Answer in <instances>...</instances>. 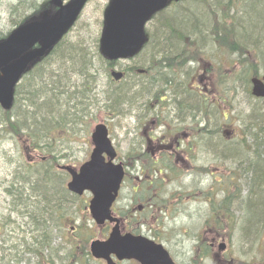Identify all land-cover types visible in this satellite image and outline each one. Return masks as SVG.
<instances>
[{
	"label": "rangeland",
	"instance_id": "rangeland-1",
	"mask_svg": "<svg viewBox=\"0 0 264 264\" xmlns=\"http://www.w3.org/2000/svg\"><path fill=\"white\" fill-rule=\"evenodd\" d=\"M45 1L24 0L23 2L27 5L29 2L42 4ZM63 1L68 2L69 0ZM109 1L90 0L73 29L66 35L67 39L72 42L80 41L79 44H82L84 49L94 53V41L100 37L103 16ZM255 2L253 6L261 15H264V0H255ZM18 3L19 0H0V32L7 33L12 28L14 18H19L20 12L18 16L10 12L13 6L22 10V14L29 13V10L23 11ZM225 3V0H183L167 8L160 17L153 19L147 26V31L152 37L160 36L161 33H165L161 24L162 18L177 21L185 12L190 15L201 11L208 12L206 15L209 17L208 26L204 27L206 33L202 35L200 32L196 36L190 34L177 44L178 52L181 53L173 56L174 66L171 70L169 69L168 73L173 77V83L176 84L174 93H176L177 102L181 100L179 99L181 97L184 101L186 99L195 103V109L193 108L195 116H193V111L186 110L185 104L176 110L173 107L175 110L173 113L169 103H164L169 109L161 107L162 113L159 114L157 110L151 109L156 105L154 100L152 102L147 100L144 107L141 106L135 111L131 110V112L124 113L125 115L118 116L94 106L93 111L90 110L91 107L88 108L89 115L86 119L78 122L71 129L68 127L67 130L56 132L54 138L61 140L58 143L59 147L53 145L52 151H36L32 148L27 136L15 137L5 126H0V235L5 232L11 221H17L16 214H11L8 209L11 201L6 196L5 189L11 187L12 184L17 186V181L21 182L22 178L32 179L37 176V172L40 171L42 165L47 163L51 154H55L54 156L58 158L62 157L59 163L52 165L55 171L61 165L78 170L89 159L92 130L95 125L104 123L108 127L109 137L117 150V162L122 164L127 158L125 155L129 145L136 144L133 140L136 137L135 133L141 132V127H138L137 123L144 124L146 121L154 123L153 121L157 120L153 119L160 117L162 120L166 119L164 123L172 128L175 125L177 128L187 124L192 125L194 134L192 140L187 143L192 142L194 157L191 159H195L192 165L197 166L196 182L192 181V175L187 176L184 171L181 173L178 170L176 175L172 174L168 171L163 159L159 165L155 166V170H161L162 174L160 176L156 173L157 176L153 180L155 178L156 180L164 179L169 185L157 190L152 189L151 186L150 189L145 190L147 197L152 196L146 213L130 214L129 212L128 215H119L123 209L127 212L134 211L141 204L138 203L136 206L134 203H128L131 197L129 190L131 187H128L120 192L114 204L116 210L115 214L113 213L114 216H140L150 228L147 231L150 236L161 243L178 264H264V223L258 225L257 233L251 234L249 239L245 237L246 233L241 227L242 224H249L250 220L245 222L246 215L255 213V209L252 206L248 207L243 200L246 197L250 179L246 161L254 160L252 159L254 152L249 139L248 116L252 109L264 108V102L258 101L251 95L250 79L255 76L253 68L257 76L264 75V57L255 45L250 46L253 50L247 49L250 53L241 54L237 50H229L228 47L219 45L213 33H209L207 28L210 26L214 28L222 21L238 30L242 24L244 25V19L248 18L247 14L245 15L248 10L246 11L245 8H250L249 12L253 9L252 2L237 4V7L233 5L225 7ZM29 5L31 3L27 6ZM152 41V44H156V49L161 47V41L156 39ZM183 51L186 53H182ZM136 62L139 64L141 61ZM125 65L126 63L116 62L112 70L121 71ZM96 66L97 68L102 66L100 73L95 75L96 88L106 90L109 83L106 71L108 69L102 63L97 62ZM165 72L164 69L162 73ZM90 81L92 85L88 86L92 87L93 77ZM157 87L158 85L156 89ZM166 89L168 88L160 87L158 93ZM152 92L154 95L156 90ZM93 93L99 99L97 106H103L102 96L97 94V91ZM167 94L173 95L169 89ZM19 97L20 95L17 96ZM175 102L176 107L178 104ZM15 108L12 109L14 116L16 115ZM23 114L25 113H21L22 116ZM190 115L192 118H188ZM144 116L148 120H142ZM256 129L255 124L252 132L255 133ZM152 132L156 136L159 135L155 123ZM226 132L228 135H224ZM203 133L206 135L202 136ZM213 150L220 152H213ZM202 165L208 172L203 176V185L199 183L202 179L199 167ZM68 181L69 178L65 183ZM154 190H156V198H154ZM160 195L167 201L165 208L159 204ZM227 197L231 198L230 204L224 203ZM80 198L81 200L77 201L76 205H71L73 209L69 210L68 214L71 220L65 221L64 224L66 230L59 234L55 230L58 228L57 225L51 230L52 233H56V246L65 247L64 241L61 242L59 239L60 235L72 241L70 238L77 239L78 233L89 244L99 238L100 230L93 223L88 211L90 195L85 193ZM225 207L228 209L224 210ZM2 226L5 227L2 228ZM214 240L216 243L212 246ZM221 246H224V250L220 249ZM2 248L5 250L8 246ZM76 255L78 256L76 264H98L94 261L90 263L84 259L81 260L80 253ZM24 257L31 258L30 255ZM64 257L65 254H63ZM35 262L36 259L33 258L30 262L5 261L4 264H34Z\"/></svg>",
	"mask_w": 264,
	"mask_h": 264
},
{
	"label": "trees",
	"instance_id": "trees-1",
	"mask_svg": "<svg viewBox=\"0 0 264 264\" xmlns=\"http://www.w3.org/2000/svg\"><path fill=\"white\" fill-rule=\"evenodd\" d=\"M23 1L19 0V7L23 11L29 10V13L22 14V10L13 6L10 11L12 15L17 14L18 16L20 12V16L17 19L14 18L11 24L12 28L7 33L0 32V41L7 38L18 26L37 19L43 12L49 13L52 8L50 0H46L42 4L29 2L31 3L29 6H27L28 2L25 5ZM182 1L176 0L174 5ZM225 2V7L229 5L237 7V4L242 5L243 3L249 4L252 2L253 9L250 11L252 13L249 12L250 8L244 7L246 11L248 10L245 13L248 18H243L245 23L238 30L222 21L214 28L212 26L207 28L209 33H213L219 45L228 47L229 50H237L241 54H244V52L250 53L247 49L253 50L250 46L255 45L264 57V15H261L253 6L256 3L255 0H225ZM167 8L157 13L153 19L160 17ZM55 10L57 11L56 8ZM220 12L222 11L220 10ZM185 13L177 21L162 18L161 24L165 33H161L160 36L154 35L152 37L147 29L145 30L147 40L141 53L134 59L133 64L124 67L122 71L125 75L117 82L113 81L109 75L114 63L106 60L100 54L99 38L94 41V53H92L84 49L82 44H79L80 41L72 42L66 36L63 37L42 58H39L28 67L21 82L15 88L11 109L4 110L0 107V126H5L9 133L15 137L27 136L29 143L36 151H52L54 149L53 145L58 146L61 140L54 138L56 132L64 131L63 129L67 130L68 127V129H71L78 122L86 119V116L89 115L87 110L90 107L91 111L95 106L104 109L111 115H125L124 113H128V111L131 112V110L135 111L141 106L144 107L147 100L150 102L154 100L155 104H158L160 94L166 93L170 98L169 102L172 104V112L178 107H182V104H185L186 110L193 111L195 103L186 99L184 101L181 97H179L181 100L177 102L174 91H170L173 93L172 96L167 94L168 89L158 93L156 76L153 77V80H150L149 78L140 79L139 75L135 74L136 70L142 69L148 74L168 75L169 69L171 70L174 66L172 64L173 56L181 53L178 52L177 44L190 34L196 36L200 32L202 35L206 33L204 27L208 26L209 17H206L208 12L201 11L192 15ZM153 39L161 41L160 48H155L156 44H152ZM182 53L186 52L183 51ZM140 57H143V59H140ZM135 60L141 61L140 65ZM97 62L102 63L108 69L106 71L109 83L106 90L96 88L95 75L99 74L102 68V66L97 68ZM164 69L166 72L162 73ZM253 72L257 76L254 68ZM92 77L93 86L90 87L88 85H92L90 81ZM21 88L23 89L19 91ZM153 90H156L154 95L152 94ZM93 91H97V94L102 96V99H104L103 106H97L99 99ZM18 95H20L19 98H17ZM258 101L264 102L262 99H258ZM26 102L31 103L27 105ZM174 102L178 106L175 107ZM13 107H16L15 116L12 114ZM26 107L28 108L26 109ZM148 107L151 108L149 102ZM173 107L175 110H173ZM24 109L25 112H23ZM21 113H25L24 116ZM193 116H195L194 111ZM248 118L249 139L251 149L254 152L253 157H251L254 160L246 161L250 179L243 203L246 202L250 208L252 206L255 213L246 215L245 222L250 220L249 224H242L241 227L246 233L245 237L249 239L251 234L257 233L258 225L264 223V108L260 110L252 109ZM255 124L257 129L253 133ZM213 152L220 151L213 150ZM54 155L51 154L48 157L47 163L41 166L37 176L32 179L22 178V183L17 181L18 185L12 184L8 191L11 200L8 209L11 214H16L17 221H11L8 228L5 229V233L0 235V264H4L5 261L30 262L33 258L36 259L34 264H67L77 261L78 256L76 254L78 253L83 259H89V242L83 240L78 233L77 239L75 237L70 238L72 241H68L66 236L60 235L62 241H64V248L55 244L56 233H52L51 230L56 225L58 228L55 230L59 234L66 230L64 224L65 221L71 220L68 216L69 210L73 209L71 205H76V202H79L81 198L66 189L64 183L69 178L68 174L60 170H56V172L52 168V165L59 163L60 158H62ZM155 166L152 163L150 169H155ZM152 175H154L153 170ZM163 183V188L169 185L168 182ZM143 196L144 193L139 197ZM230 202V197L224 200L225 204H230ZM159 204L163 208L167 205V201L161 195ZM228 207H225L224 210H227ZM5 226H2V228ZM76 231L78 232V230ZM3 246H8V248L4 250ZM206 250H208V247H206ZM63 254H65L64 258ZM25 255H30L31 258H25Z\"/></svg>",
	"mask_w": 264,
	"mask_h": 264
},
{
	"label": "water",
	"instance_id": "water-1",
	"mask_svg": "<svg viewBox=\"0 0 264 264\" xmlns=\"http://www.w3.org/2000/svg\"><path fill=\"white\" fill-rule=\"evenodd\" d=\"M88 1L70 0L63 4L61 0H53L58 8L55 16L48 17L44 13L41 19L19 26L5 40L0 41V106L4 110L12 107L14 89L28 67L62 39ZM171 1L111 0L104 15L100 54L110 61L133 57L146 41L145 24ZM112 77L119 80L122 74L113 72ZM251 84L252 95L264 98V76L253 77ZM91 140L93 152L88 161L78 170L69 166H62L61 169L70 175L67 183L70 192L78 196L84 192L93 193L88 208L96 224L101 225L106 220L116 222L107 241L91 243L90 252L93 257L105 259L108 264H112L109 254L114 253L118 258L133 257L143 264H153L152 259L155 258L158 264H174L161 245L130 234L121 236L118 220L111 215V207L118 196L124 170L122 165L114 163L116 151L104 124L95 126Z\"/></svg>",
	"mask_w": 264,
	"mask_h": 264
},
{
	"label": "flooded vegetation",
	"instance_id": "flooded-vegetation-1",
	"mask_svg": "<svg viewBox=\"0 0 264 264\" xmlns=\"http://www.w3.org/2000/svg\"><path fill=\"white\" fill-rule=\"evenodd\" d=\"M143 71V70H142ZM147 73V72H146ZM145 71L141 72L140 70H136L135 74L139 75L138 77L140 79L149 78L150 80H153L154 75L152 73L146 74ZM125 75V74H124ZM157 78L158 88H168L170 91H174L176 88V84L173 83L174 79L171 75H163V74H156ZM166 104H158L156 105V108L154 110H157L159 114L162 113L161 107H166ZM160 108V109H159ZM169 109V108H167ZM171 110V109H170ZM174 113V112H173ZM167 114V113H166ZM176 116V115H175ZM169 118V117H167ZM188 118H192V116H188ZM177 119V116H176ZM142 120H148L147 118H144ZM153 121L156 125V130L158 131V136L152 134L153 124L154 123H148L147 121L143 124L137 123L138 127H141V132L135 133L136 137L133 139L136 144H130L129 148L126 153V159L123 160V167L125 169V180H124V186L123 189L130 190V199L128 201L129 204H133L137 206L138 203L139 206L134 211H125L126 214L128 213H135L143 214L146 213L147 206L150 205V201L152 196L149 195L146 196L147 189H150L152 186V189H158L163 188V182H168L166 180H153V178L156 175L161 176L162 171L161 170H155L150 169V165L154 163L155 165H159V162L165 160L166 167L168 168V171H170L172 174L176 175V171H184L187 176L192 175V181L194 183L196 182V168L197 166L192 165L193 162H195V159H191L194 157V153L192 150V142L188 144L187 142L192 140L193 137V129L192 125H186L184 127H178L175 125L173 128L164 122L165 120H162L160 117H156ZM203 129V128H202ZM197 134H195L196 136ZM206 134L203 133L202 136H205ZM93 150V143L92 148ZM130 154V155H129ZM163 157V158H161ZM180 161V162H179ZM148 168L149 170H147ZM201 170V180L199 183L203 185V176L205 173L208 174L206 167L203 165L199 167ZM152 170L154 171V175H152ZM150 172V173H149ZM126 182V185H125ZM10 190V187L5 189L6 196L9 198L8 191ZM156 190H154V198H156ZM144 193L143 197H139ZM93 194H91V197ZM133 196V198H132ZM202 196V195H201ZM11 201V200H10ZM116 211L113 207V213ZM124 212V209L122 210ZM119 220V231L121 235L130 234L135 237L142 236L144 238H147L149 240H153L155 243H159L156 241L155 238H152L150 234L147 232L150 230L148 228L147 223L143 221L140 216H113ZM115 225L114 223H111L109 221H106L100 226H97L100 230V236L98 239L99 241H106L110 233L112 231V227ZM98 230V231H99ZM103 230V231H101ZM60 241L62 242V238L59 237ZM216 241L214 240L212 243V246H214ZM156 256V255H154ZM171 256V255H170ZM153 257V256H152ZM151 257V258H152ZM175 264H178L176 260L171 256ZM109 259L112 264H143L141 261L137 260L136 258H118L115 254H110ZM153 264H158L157 259H152ZM89 262H96L98 264H107V262L104 259H94L92 255H89Z\"/></svg>",
	"mask_w": 264,
	"mask_h": 264
}]
</instances>
